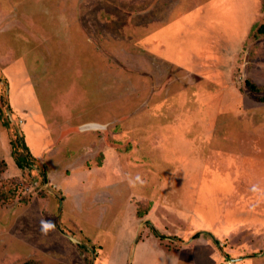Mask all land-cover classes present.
<instances>
[{"label":"rangeland","instance_id":"1","mask_svg":"<svg viewBox=\"0 0 264 264\" xmlns=\"http://www.w3.org/2000/svg\"><path fill=\"white\" fill-rule=\"evenodd\" d=\"M262 22L261 0H0V264H192L151 227L215 234L225 196L233 264H264Z\"/></svg>","mask_w":264,"mask_h":264},{"label":"crops","instance_id":"2","mask_svg":"<svg viewBox=\"0 0 264 264\" xmlns=\"http://www.w3.org/2000/svg\"><path fill=\"white\" fill-rule=\"evenodd\" d=\"M247 198H250V197L245 196L244 200L247 201ZM259 198H260L259 196L256 197L255 199L252 200L251 203L256 204L258 202H262L263 199H259ZM216 199H218L217 202H214L215 199H212L209 201L210 203L213 204V206L216 210L218 209L221 212L223 203H225L226 208L229 209V208L233 207L234 210L228 211V214H226V217L223 215L222 216L220 215V217L218 216V218L212 219V229H213L215 234H213L209 231L206 233H202V234H200V232H199V234H197L194 237L191 236V234H188L189 238L186 239V236H187L186 234L183 235L184 237L180 236V234L177 237H175V236H172L169 234L161 233L162 235L165 236V238H163V240H162V238L160 239V238L155 236V238L158 239V241H160V240H161L160 242L170 241V243H172L171 248H167V247L162 246L165 249V252L167 255L174 257V258H177L175 253L176 252L178 253V251H180L181 249H183V250H193V249L197 250V253H198L197 258L198 259H196L195 261L192 260V264H199L202 262L204 263V261H205V264H233L234 262H239L240 260L247 259L248 257L251 258L250 256L240 254L239 252L237 253V250H235L237 248V246L233 242H232V244H234L233 246H228V248L225 249L226 246H225V243L223 241L224 238L221 239V237H223L225 235L226 231L228 229H230L232 226L230 223V219L231 220H233L232 218H234V219H239V218L245 219L246 216H244V217H240V216L241 215L243 216V214H245L246 211L244 213L239 211L243 205L239 204L241 202L237 201V197L225 196L223 198L218 197ZM251 199H250V201H251ZM227 202H229L230 204L227 205L226 204ZM235 203H237L239 205H236ZM254 206H256V205H254ZM248 210H250V209H248ZM251 210H253L252 207H251ZM252 212L255 213L258 218H260V217L264 218L263 213L260 214V212H254V211H252ZM154 216H155L156 220L158 221L157 224H159L160 221L158 219V217H159L158 214H156ZM148 217H149V214L145 215V218H148ZM222 218H225L226 222L229 223L228 225H225V227H224V225H222V223H220V221L221 222L223 221ZM155 225H156V223H155ZM261 225H264V223H262ZM155 228H157V226ZM263 229H264V227H263ZM159 233H160V231H159ZM263 233H264V231H263ZM202 235H204L207 238V240L200 238V236H202ZM216 235L219 236V238H217ZM260 238L262 239V241H264L263 235L260 236ZM210 239L213 241V243L215 245L214 250L217 252L216 255L213 254L212 250L208 248L207 242H211ZM227 241L231 242V240H229V239H227ZM258 244H259V246L262 245V247H263V242H260ZM165 246H167V245H165ZM236 254H238V255H236ZM214 256H217V257H214ZM224 257H225V259H224Z\"/></svg>","mask_w":264,"mask_h":264},{"label":"trees","instance_id":"3","mask_svg":"<svg viewBox=\"0 0 264 264\" xmlns=\"http://www.w3.org/2000/svg\"><path fill=\"white\" fill-rule=\"evenodd\" d=\"M261 4L262 6H264V0H261ZM253 34L255 33L256 35H264V22L257 24V25H253L252 26V30ZM252 90H256V88L251 86ZM260 101L264 102V95L262 97H260L259 99ZM5 125V124H3ZM10 144H11V152H10V156L13 159L14 164L16 165L17 168L19 169H24L27 167H30V165L32 164V158L28 152L27 146L25 145V143L23 142V140L21 138H17L16 142H14L13 140H10ZM5 164L3 161H0V173L4 170ZM6 195L4 190L2 191L0 189V201L5 199ZM152 233L154 236L162 238V235H160L155 229L154 227H151Z\"/></svg>","mask_w":264,"mask_h":264},{"label":"clouds","instance_id":"4","mask_svg":"<svg viewBox=\"0 0 264 264\" xmlns=\"http://www.w3.org/2000/svg\"><path fill=\"white\" fill-rule=\"evenodd\" d=\"M136 182H140L142 183V181L140 180V177L137 176L136 177V181H130V186L135 187L136 186ZM54 224L51 221H41V231L42 234L46 235L48 233L49 230H54Z\"/></svg>","mask_w":264,"mask_h":264},{"label":"water","instance_id":"5","mask_svg":"<svg viewBox=\"0 0 264 264\" xmlns=\"http://www.w3.org/2000/svg\"><path fill=\"white\" fill-rule=\"evenodd\" d=\"M89 128H92V127H90V126L87 125V126H85V127H82L81 129H82V130H85V129H89Z\"/></svg>","mask_w":264,"mask_h":264}]
</instances>
